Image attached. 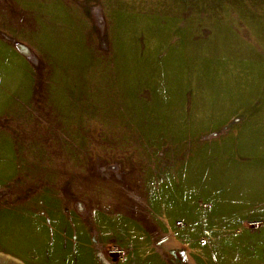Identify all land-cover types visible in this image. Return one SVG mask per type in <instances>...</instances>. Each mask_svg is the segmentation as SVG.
Wrapping results in <instances>:
<instances>
[{
  "label": "rangeland",
  "instance_id": "rangeland-1",
  "mask_svg": "<svg viewBox=\"0 0 264 264\" xmlns=\"http://www.w3.org/2000/svg\"><path fill=\"white\" fill-rule=\"evenodd\" d=\"M0 252L264 264V0H0Z\"/></svg>",
  "mask_w": 264,
  "mask_h": 264
},
{
  "label": "bare ground",
  "instance_id": "bare-ground-1",
  "mask_svg": "<svg viewBox=\"0 0 264 264\" xmlns=\"http://www.w3.org/2000/svg\"><path fill=\"white\" fill-rule=\"evenodd\" d=\"M0 253H1V252H0ZM7 257L11 258L10 256H7Z\"/></svg>",
  "mask_w": 264,
  "mask_h": 264
}]
</instances>
